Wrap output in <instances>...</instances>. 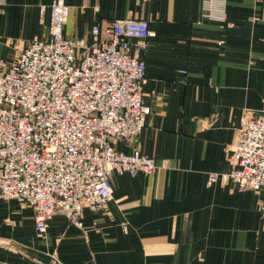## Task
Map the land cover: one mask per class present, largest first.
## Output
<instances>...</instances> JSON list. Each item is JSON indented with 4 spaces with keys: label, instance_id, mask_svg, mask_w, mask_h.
Returning a JSON list of instances; mask_svg holds the SVG:
<instances>
[{
    "label": "crops",
    "instance_id": "0c3cea01",
    "mask_svg": "<svg viewBox=\"0 0 264 264\" xmlns=\"http://www.w3.org/2000/svg\"><path fill=\"white\" fill-rule=\"evenodd\" d=\"M54 0H0V70L33 38L46 39ZM63 35L94 42L117 18L146 19L145 126L127 154L151 157L153 175H111L104 208L56 212L43 233L33 210L0 199V264H264L261 193L208 174L232 170V145L244 115L264 111V0H226L223 21L200 16V0H61Z\"/></svg>",
    "mask_w": 264,
    "mask_h": 264
},
{
    "label": "built area",
    "instance_id": "2783aa9c",
    "mask_svg": "<svg viewBox=\"0 0 264 264\" xmlns=\"http://www.w3.org/2000/svg\"><path fill=\"white\" fill-rule=\"evenodd\" d=\"M226 0H200V16L223 21ZM48 11L46 39L33 38L7 68L0 70V199L33 210L43 233L56 212L80 227L84 208L97 211L111 199V175H153L158 166L116 141H133L145 126L142 103L145 65L130 52L145 50L146 19L117 18L104 30L90 29L91 45L63 35L69 8L61 1ZM233 181L261 193L264 216V111L239 121L232 145V170L208 174V184Z\"/></svg>",
    "mask_w": 264,
    "mask_h": 264
}]
</instances>
